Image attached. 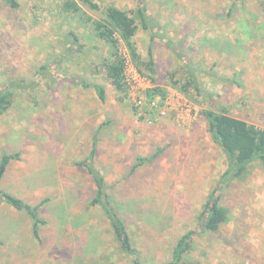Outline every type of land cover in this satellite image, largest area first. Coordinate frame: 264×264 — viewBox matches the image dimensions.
<instances>
[{
  "label": "rangeland",
  "instance_id": "rangeland-1",
  "mask_svg": "<svg viewBox=\"0 0 264 264\" xmlns=\"http://www.w3.org/2000/svg\"><path fill=\"white\" fill-rule=\"evenodd\" d=\"M58 1L62 0H18L20 6L14 9L0 0V83L24 81L34 94L17 87L13 105L0 115V156L21 151L3 186L32 204L52 195L42 206L47 220L41 229L42 244L32 234L29 215L0 204V240L5 241L0 245V264H133L134 257L121 250L102 209L86 208L95 185L76 163L88 155L94 141L95 164L121 205L141 252L140 264H167L177 239L197 228L196 217L227 168L202 110L227 109L264 127V47L236 60L225 56L218 61L213 55L210 43L219 33L207 9L217 1L228 7L230 0H145L161 29L139 28L135 43L145 61L152 54L156 73L151 75L157 82L145 78L147 82L139 81L140 87L125 96L109 83L99 62L106 47L93 38L83 18L62 13ZM92 1L129 10L139 3ZM79 2L88 14H98L88 1ZM185 20L191 22L193 34L186 39L192 46L177 52ZM74 35L79 37L77 44ZM189 56L190 67L185 64ZM60 58L64 66L54 64ZM43 65L50 67L29 86ZM230 65L245 71L243 86L227 81ZM190 69H196L209 92L198 98L203 103L172 85L174 79L187 81ZM65 73L103 84L107 100L102 102L91 88L71 83ZM156 86L165 92L152 93ZM144 111L146 119L141 118ZM139 156L149 160L135 168ZM220 191L230 219L217 232L198 233L187 259L264 264V168L255 163L246 179L233 180Z\"/></svg>",
  "mask_w": 264,
  "mask_h": 264
},
{
  "label": "trees",
  "instance_id": "trees-1",
  "mask_svg": "<svg viewBox=\"0 0 264 264\" xmlns=\"http://www.w3.org/2000/svg\"><path fill=\"white\" fill-rule=\"evenodd\" d=\"M86 1L89 2L91 10L97 11L98 14L96 16L88 14L82 8L79 0L58 1L57 6L64 14L83 18L91 27L93 38L106 47V55H100L98 59L109 83L118 92L124 93L125 96L128 94L126 83L128 61L141 74L148 78H153L152 80L156 83L157 79L151 75L156 73L155 60L151 56L152 54L150 53V60L145 61L142 59V55L135 43L139 28L145 30L161 29L156 19L149 15L145 0H139L134 10L125 9L115 4L101 7L92 0ZM230 2L231 5L226 7L223 2L217 1L218 5L216 4L214 8L207 9L210 23L214 26L213 29L216 28L219 33L215 41L212 40L210 43L211 52H213L218 61H221V58L225 56L236 60L235 57H239L242 53L254 52L259 47H264V32L262 31L264 30V0H230ZM5 3L14 9L20 6L18 0H5ZM184 22V33L181 40L176 44L177 52L178 50L181 51L182 48L190 50L192 46V43L187 44L188 40L186 39L193 34L189 30L191 22L188 20ZM196 33L194 32L195 35ZM73 37V44H77L79 37L76 35ZM184 39H186L185 42H183ZM187 45H189L188 48H186ZM216 45L220 46L215 48ZM78 46L81 48V45ZM80 48L77 47L76 51H79ZM61 61L60 58L59 61H54V64L64 66ZM185 64L190 67V56L185 59ZM65 65L67 66V64ZM49 67L50 65L40 67L29 86H34L39 82V78L42 75L41 72H45ZM228 69L230 71L229 74H231V79H227L229 84L239 82V85L243 86L246 82L245 71L238 67H232V65L228 66ZM72 75L71 73H65L64 77L68 78L71 83L93 89L102 102L107 100V88L103 84L91 82L84 76L76 77ZM61 76L63 75L61 74ZM172 76L175 77L176 74L174 73ZM187 77V81L184 83L181 82V79H174L172 85L184 94L191 96L195 101L203 103L204 101L198 98L206 97L209 92L199 81L196 69L195 71L190 69ZM227 77H224V79ZM17 87L22 92L31 94V88L24 81L9 80L5 83H0V115L7 113L13 105L16 98L14 91L18 89ZM151 91H153L152 93L165 92L161 86H156ZM192 93L195 95H192ZM210 95L212 96L213 94L210 93ZM202 113L213 140L222 148L226 156L227 168L217 186L207 195L206 201L196 217L197 228L186 231L177 239L167 264H206L197 260L189 261L187 258H189V253L194 248L195 236L198 233L217 232L230 219V210L222 203L220 190L225 184H229L233 180L246 179L250 174L252 165L255 163H259L264 168L263 126L235 116L229 113L227 109L215 110L205 107ZM97 154L98 147L94 141L88 155L82 161L76 163L87 171L95 185L90 192L91 196L86 208L89 209L94 206L102 209L110 224L115 240L120 243L121 250L134 257L133 264H140L141 252L133 243L131 233L126 224V218L122 214L121 205L114 201L109 191V184L105 174L95 164ZM20 157L21 151L2 152L0 156V204L4 203L17 211H22L29 215L33 220L32 234L42 244L44 239H42L41 229L42 225L47 222L42 216V206L51 200L52 195H48L49 197L42 198L40 202L32 204L22 196L8 191L3 186V179L10 164L12 161L20 159ZM138 158L141 162L137 163L134 166L135 168L143 164L144 162L142 161L149 160L140 156ZM65 187L67 188V186ZM68 192L69 194L72 193ZM75 192L78 194L79 190H75ZM4 243L5 241L0 240V245Z\"/></svg>",
  "mask_w": 264,
  "mask_h": 264
},
{
  "label": "built area",
  "instance_id": "built-area-1",
  "mask_svg": "<svg viewBox=\"0 0 264 264\" xmlns=\"http://www.w3.org/2000/svg\"><path fill=\"white\" fill-rule=\"evenodd\" d=\"M127 75H126V83L128 86V90L129 92L132 94L133 89L135 88H139V81H146L145 78H148L147 76L141 74L137 68L130 62L128 61L127 63V71H126ZM147 82V81H146ZM151 82V81H150ZM160 96V95H158ZM142 103L141 100H139V105ZM144 116H142L141 118L146 119L148 113H146L145 111L143 112ZM165 114L164 109H162L161 114ZM140 116H141V112H140Z\"/></svg>",
  "mask_w": 264,
  "mask_h": 264
},
{
  "label": "crops",
  "instance_id": "crops-1",
  "mask_svg": "<svg viewBox=\"0 0 264 264\" xmlns=\"http://www.w3.org/2000/svg\"><path fill=\"white\" fill-rule=\"evenodd\" d=\"M148 122V121H147Z\"/></svg>",
  "mask_w": 264,
  "mask_h": 264
}]
</instances>
